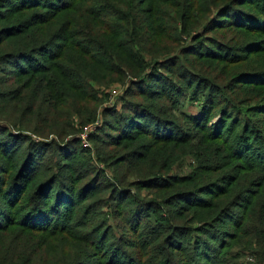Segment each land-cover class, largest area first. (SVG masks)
Masks as SVG:
<instances>
[{
  "label": "rangeland",
  "instance_id": "rangeland-1",
  "mask_svg": "<svg viewBox=\"0 0 264 264\" xmlns=\"http://www.w3.org/2000/svg\"><path fill=\"white\" fill-rule=\"evenodd\" d=\"M49 1L54 7L47 10L55 14L56 7L62 8L61 5L69 0ZM135 1L138 10H150L147 0L145 3L144 0ZM47 10L41 9V12L48 14ZM79 14L84 16L82 11ZM69 19L79 25L74 29L75 34L88 33L90 30L94 32L97 29V25L83 23L77 14L72 16L69 13ZM101 22L107 24L106 20ZM195 35H201L198 42L202 44L197 46V41L194 43L192 39L187 41L184 38L174 60L152 76L150 88L156 94L140 89L134 84L135 77L127 73L122 82L114 83L111 78L115 77L108 69L100 77L106 76L105 80L109 84L95 87L101 101L99 105H93L83 95L66 97L49 121L40 115L36 120L38 126H58L62 133L43 136L38 140L48 143V146L56 142L74 150L73 159L66 161L71 167L70 175L74 180L72 184L69 183L71 191L77 195L91 181L94 186L92 190L85 189V194L83 192L80 196L81 206L71 215L70 226L63 235L62 232H39L30 239L15 231L10 235H0V248L12 249L14 253L17 242L23 240L19 253L23 251L20 262L24 264H111L110 261L114 262V259L109 257V253H120L125 262L131 260L137 264H156L169 252L166 246L168 238L177 237L182 242H193L190 236L168 235L171 230L166 232L168 225L163 223V219L169 217L171 223L179 227L202 226L224 209L230 208L229 216L223 215L209 231V235L201 236L210 258L215 261L213 249L217 255L222 253L228 256L227 264H264V249L251 243L261 240L255 234L258 232L253 231L254 226H249L246 231L245 226L244 234L233 237L239 232L233 221L242 216L243 223L251 211L250 206L256 200L264 201V175L249 167L250 164L243 162V158L239 160L232 157V161L229 157L241 156L237 147L243 142L251 144L255 141V146L264 147V33L248 34L235 29H218ZM74 40L76 47L87 52L88 46L84 42ZM56 45H63V41L57 39ZM209 48L221 54L230 53L232 59L226 61L223 57L209 56L206 52ZM234 48H238V51L232 52ZM63 53L68 64L77 62L73 50H63ZM61 64L63 68L66 66L64 62ZM8 68L1 65L0 78L4 81L14 78L2 72ZM248 72L261 73L253 82L247 77L241 82L235 80V76ZM94 74L91 72L90 76ZM24 79L17 80L16 85H21ZM16 85L12 89H18ZM123 100L139 105L135 110L136 116L141 115L142 106L147 109L150 105L156 107L159 118L169 122L167 127L171 132L182 130L194 138L185 145L177 142L163 143L142 132H137L133 138H124L119 130L120 121L108 117L106 111L116 105L122 111ZM203 107L207 109L203 120L207 122L204 130H198L193 123L184 121L183 118L187 119L188 116L199 117ZM148 120L151 119H144L140 128H144ZM81 121L85 124L81 132L65 134L69 127L77 126ZM219 123L225 125L221 141H211L203 136ZM75 137L77 139L73 140ZM50 150V147H45L41 151L43 154L40 159L46 166L64 162L59 152L48 153ZM172 156L177 159L167 162L168 157ZM169 165L172 166L163 170L164 175L154 185L155 188L146 185L143 174L149 167ZM74 170L75 173H72ZM213 183L229 189V193L219 197L217 194L209 200L212 208L197 209L196 218L202 224L193 223L189 226L183 218L193 211H182L179 208L182 205L175 198L193 188L202 191L201 197L208 200L216 193L213 194V190L217 191ZM210 184L212 186L207 187ZM4 188L5 183L2 181L0 190ZM22 198L19 196L17 201L8 205L5 197L0 194V206L4 209L3 214L0 212V223L5 219V212L12 211L11 214L16 216L21 211ZM154 204L159 209L150 212ZM140 206L145 209H140ZM232 217L235 219L231 220ZM188 220L189 216L186 222ZM10 230L19 229L15 227ZM176 233L174 231L172 234ZM220 241L224 242L223 249L219 247ZM107 248H110L109 251ZM206 262L204 264L209 263L208 260ZM170 264H191V261L186 263L183 252L176 250Z\"/></svg>",
  "mask_w": 264,
  "mask_h": 264
},
{
  "label": "trees",
  "instance_id": "trees-1",
  "mask_svg": "<svg viewBox=\"0 0 264 264\" xmlns=\"http://www.w3.org/2000/svg\"><path fill=\"white\" fill-rule=\"evenodd\" d=\"M68 2V5L62 4L60 9L56 7V13L51 14L48 10L52 9L54 4L49 0H0V69L1 65L9 66L10 68L2 72L14 76L17 80L25 78L21 85H16L17 80L14 78L9 81L0 78V183H5V188L0 190V194L5 197L8 205L17 201L19 196L23 197L20 199L22 209L16 216L11 214L12 211L4 213L5 219L0 223V235H10L15 231L30 239L34 238V234L41 232H62L63 235L70 226L71 215L81 206L80 196L85 189H93L91 181L83 186V191H79L77 195L71 191L70 184L74 180L70 175L71 167L66 161L73 159L74 150L56 142L48 146V143L38 140L43 136L62 133L58 126H38L36 120L40 115L49 121L54 112L63 105L66 97L83 95V98L92 101L93 105H99L101 101L95 87L109 84V81L105 80L106 76L100 77L108 69L115 77L111 78L114 83L122 82L127 73L135 77L134 84L140 89L153 91L150 88L152 76L158 69H164L165 64L174 60L179 44L184 38L187 41L192 39L194 43L197 41V46L202 44L198 42L201 35H195L196 33L206 34L218 29H235L248 34L264 33V0H147L150 10H138L135 0ZM41 9H48V14L41 12ZM80 11L85 18L80 16ZM69 13L72 16L77 14L85 24L97 25L96 31L75 34L74 29L79 25L69 19ZM105 20L107 24H100ZM57 39L63 41V45H56ZM74 39L84 42L88 46L87 52L76 47ZM63 50H73L77 55V62L68 64ZM235 51H238V48L232 50ZM206 52L214 58L223 57L226 61L232 59L230 53H217L212 48L206 49ZM61 62L66 64L64 68ZM149 69L151 72H148ZM91 72L95 73L94 76H90ZM260 73L248 72L234 78L241 82L247 77L253 82ZM262 84L264 85V82ZM14 85L18 89H12ZM122 103L123 112L117 105L107 108L106 111L108 117L120 121L119 130L124 138H133L137 132H142L163 143L177 142L183 145L194 138L182 130L171 132L167 127L169 122L160 119L157 115L158 109L152 105L149 109L140 107L142 113L136 116L135 110L139 105L124 100ZM202 112L197 118L188 116L183 119L193 123L198 130H204L207 122L203 120L207 109L203 107ZM92 113L95 114L94 111ZM144 119L151 120L144 124V128H140ZM84 125L81 121L77 126L69 127L65 134L79 133ZM224 130V123H219L203 136L211 141H221ZM45 147L52 149L48 153L59 152L64 157V162H54L52 166H46L40 159L43 154L41 151ZM237 151L241 156L229 157L239 160L243 158V162L250 164L249 167L264 175L263 145L257 147L255 141L251 144L243 142L238 145ZM168 159L167 162H174L177 158L172 156ZM171 166L149 167L143 174L146 185L150 184L149 187L155 188L154 185L158 184L164 175L163 170H168ZM72 173H75V170ZM213 184L217 191L213 190L212 193H216L208 200L201 197L202 191L193 188L175 198L182 205L179 207L182 211H193L183 218L189 226L193 223L202 224V221L196 218L197 209L212 208L209 200L217 194L219 197L229 193V189ZM230 184L231 182L228 185ZM210 186L212 184L207 187ZM131 199L130 196L129 201ZM139 208L145 209L141 206ZM250 208L251 211L243 223L242 216L233 221V225L239 228L238 234L233 237L241 236L252 225L253 231L258 232L255 234L259 235L261 240L251 243H256L259 249H264V201L256 200ZM156 209H159V206L154 204L150 212H155ZM229 209H224L213 217L212 221L202 226L189 228L172 224L169 217L161 219L168 225L166 232L171 230L168 235L190 236L193 242L184 240L186 244L179 241L180 238H168L166 246L169 252L156 264H170L176 250L183 252L186 263L191 261V264H204L208 260V264H227L228 256L222 253L217 255V251L213 249L211 250L215 254V261L210 258L206 250L207 245L201 236L209 235V231L223 215L230 213ZM3 210L1 207L2 214ZM188 216L190 220L186 222ZM233 219L235 218L232 217L231 220ZM15 227L19 230H10ZM174 231L177 233L172 234ZM223 241L219 242L220 249H223ZM22 246L23 240H20L14 253L12 249L0 248V264H24L20 262L23 251L19 252ZM109 249L107 248L108 251ZM95 250L97 252L96 248ZM109 257L114 259V262L110 261L111 264H137L131 260L123 261L120 253H109Z\"/></svg>",
  "mask_w": 264,
  "mask_h": 264
}]
</instances>
